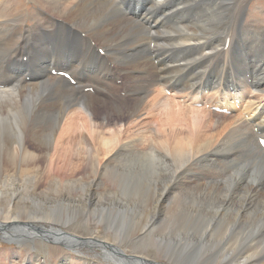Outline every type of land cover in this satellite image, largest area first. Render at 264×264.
Returning a JSON list of instances; mask_svg holds the SVG:
<instances>
[{
	"label": "bare ground",
	"instance_id": "6f19581e",
	"mask_svg": "<svg viewBox=\"0 0 264 264\" xmlns=\"http://www.w3.org/2000/svg\"><path fill=\"white\" fill-rule=\"evenodd\" d=\"M34 1L45 12L41 14V24L35 29L23 27L29 11L22 10L26 6L21 0H0V172L16 166L40 168L43 164H48L55 167L56 172H53L55 176L64 179L70 178L78 171L81 173V166L94 169L92 174L97 177L99 163L106 161L103 166L107 168L109 181L120 185L111 177L113 175L110 162L125 152H141L139 147L144 144L145 139L135 132H129V129H143L144 112L148 110L153 115L155 124L163 128L170 125V136L165 138L163 135L157 143L158 149L154 155L159 158L163 169L161 174L163 181L159 184L160 187L157 184L160 195L158 197L156 195L155 203L151 204L152 216L129 240L137 243L134 244L133 252L142 250L141 246L144 244L146 248L157 247L159 256L165 255L166 258L172 256L173 251L170 250L172 246L174 257L177 259L172 257L168 260L174 264L192 258L199 264H264V149L259 142L260 138L264 139V63L250 64L248 69L250 73L247 71L241 73L242 64L240 61L237 64V59L250 58L252 54L243 53L241 49L240 54L238 48H235L241 42L239 36L229 35L237 31L238 18L241 20L243 16V1L190 0L185 5L182 4L183 0L171 2L127 0L130 12L134 11L132 18L123 9L122 0ZM182 5L185 7L181 8ZM171 8H174V11L164 17L166 22H171L181 14L183 22L169 26L166 24L167 27L162 29L164 18L162 21L157 18L164 16L165 11ZM193 16H200V20H196L195 25H189ZM139 19H143V26L137 22ZM67 25L72 29L68 30ZM109 25L112 30H108ZM229 27L232 28L231 32L228 31ZM168 28L172 29L171 33L162 31ZM150 31L154 33V44L156 38L163 44L155 45V60L159 62L162 59L171 60L170 55H182L188 49L195 53V57L185 60L189 61L186 68L190 72L191 69L195 72L193 82L190 81L188 86L182 89L170 86V90L164 88L165 83L162 81L163 91L160 89L158 78L166 79L168 84L167 76L174 68L171 64L160 66L161 63L154 62L149 46L150 39L148 41ZM175 34L179 37H175L176 43L168 44L167 42H172L171 38ZM73 37L80 41L81 47H85L78 48L85 52L84 56L88 53L96 54L104 63V66L98 69L99 73L89 77L91 76L89 72L92 71L78 61L70 71L77 81L76 85H71L68 79L59 75L57 76L67 81L52 77L50 69L53 62L43 64L41 62L43 55L49 54L48 46L51 45L55 52L59 38L63 39L64 43ZM208 41L215 43L210 52L205 50ZM198 42H204L205 47L197 44ZM187 43L197 45L181 47ZM116 48L122 51L120 53H124L123 57L120 58ZM131 50L134 52H130ZM162 50L165 51L163 53L165 57ZM99 51H103L104 54ZM176 62L178 64L176 67L181 68L178 59L172 61ZM53 64L62 71L59 64ZM214 68L219 69L218 80L212 82L211 78L205 84L206 89H196L195 85L200 83L195 82L197 75L205 76L206 69ZM201 69L204 72H201ZM118 80L122 81L120 85L116 82ZM3 85L9 88L2 89ZM91 87L92 92L85 94L86 89L91 90ZM119 87L124 88L125 95L131 94L130 91L135 93L136 96L131 102L132 108L127 107L122 101L123 98L116 95ZM153 87L159 89L157 96L153 94L155 97L151 99ZM121 92L120 90L118 94ZM249 95L253 98L247 107L250 113H247L243 103L244 97ZM215 98L217 103L212 104L213 107L227 109L230 115L238 111L241 113L231 115L229 119H232V122L230 121L218 136L213 132L208 134V126L204 119L191 108L192 106L200 108L203 105L205 107V104L211 108L212 105L208 101ZM109 101L115 102V106ZM168 101L173 102L179 113ZM162 108L167 110L161 111ZM101 110L104 111L102 115ZM191 114H194L193 118H190ZM113 115H117L118 119L117 122L114 121V125H110V118L112 119ZM184 122L187 125L191 123L187 131L179 126ZM87 123L93 126L85 129ZM105 129H108L109 133ZM232 141L236 145L228 150L227 145ZM29 144L32 145L33 152L30 151ZM238 152H243L244 157L251 160L248 162L249 165L239 166L238 163L241 162ZM220 158L229 159L230 166L223 162L218 163ZM171 162L173 171L168 168ZM202 163H205L211 172L217 164L223 165L222 173H225V177L219 182L202 181L199 177L195 181L186 178L187 175L195 173L193 170L195 166ZM181 166L184 168L181 169ZM227 166L235 169L234 175L226 172ZM50 170L45 173L51 178L53 174ZM90 172L89 170L83 177H89ZM168 175L170 177L165 179ZM181 176L186 178L183 184ZM173 178V183L170 184ZM146 187L144 185V189ZM4 188L5 186L1 185L0 207L2 198L10 199L14 196V191L6 189L4 191ZM176 189L179 191L176 192ZM32 205L37 206L34 201ZM28 209L21 210L25 213L30 211ZM13 210L14 204H11V200H8L5 209L0 208V213L2 211L6 214V217H3L4 221H0V228L9 226L14 229V225L23 220L17 216L16 219L11 218L9 214H12ZM100 214L94 213V221H97ZM81 217L87 218L88 221L81 220L79 223L85 225L93 218L87 214ZM39 219L45 221L51 218L33 215L28 216L26 221L30 225ZM66 222L68 223V220ZM163 223L166 224L162 226ZM158 224V230L161 231L175 227L179 236L177 238L153 236L151 233L157 229ZM189 227L193 229L190 233ZM18 233V237L15 236L17 243L30 242L32 245L35 243L37 235L22 230ZM181 234H184V237ZM76 240H78L76 237L67 235L62 242L65 245H72ZM184 241L192 246L191 249L200 245L216 247L215 250H208L213 261L209 260L210 256L202 257L203 260L198 259V252L192 256L185 254L183 257L186 248L183 247L184 251H179L173 246L182 245ZM85 242L95 243V240L88 239ZM111 248L117 254L120 251V254L127 257V260L112 258L114 262L112 264L124 262L153 264L145 258L128 256L121 250V246Z\"/></svg>",
	"mask_w": 264,
	"mask_h": 264
},
{
	"label": "rangeland",
	"instance_id": "374dc122",
	"mask_svg": "<svg viewBox=\"0 0 264 264\" xmlns=\"http://www.w3.org/2000/svg\"><path fill=\"white\" fill-rule=\"evenodd\" d=\"M21 1L26 6L22 10L27 9L29 11L27 18H26V24L23 23V25H25L23 27L29 26V27L35 29L39 24H41V22H42L41 14H43L45 12L35 3L34 0H21ZM171 1H173V0H167V2H171ZM188 1H190V0H183L182 4L186 5L188 3ZM242 1L244 4L243 16L241 17V20H240V18L237 17L239 22H240V23L237 22V25H236L237 31L235 30L234 33H231L229 35L236 34L237 36H239V41H241V42L239 43V45H237V47H235L236 49L238 48L237 50L240 51V49H241V51L243 53H248V54L251 53L252 54V55L251 54L250 55L253 58L252 57H250V58L242 57V58L237 59V64L239 63V61L242 64L241 73H243L244 71H247V73H250L248 70L250 67V64L252 65V64L256 63L258 65H261L264 63V0H242ZM126 2H127V0H122L121 4L123 5V9L132 18V16H134L133 15L134 11L130 12V9L128 6L129 3H126ZM185 5H182L181 8L182 7L184 8ZM173 11H174V8H171V9L165 11L164 16H160L157 19L162 21L164 17L171 15V13ZM181 15H177V17L173 18L171 20V22L167 21L168 23L166 22V20L164 18L162 25H161L162 29L169 26V24L182 23L183 21H182ZM195 17H196V19H195ZM195 17L193 16L191 18L189 25H191V24L195 25L196 20H200V18H199L200 16H195ZM175 19H177L176 22H175ZM137 22L141 26H143V24H144L143 19H139ZM51 24L56 26L52 22H51ZM166 24H167V26H166ZM67 29L70 30L72 28L69 25H67ZM112 29L113 28L111 27V25H109L108 30H112ZM170 30H172V29H170ZM170 30L168 28V29H164L162 31L164 33H171L172 31H170ZM228 31L231 32L232 28L229 27ZM73 32H75V31H73ZM175 37L179 38L175 34V36L173 38H171L172 42L169 41L167 43L170 45H174V42L176 43ZM241 38H242V40H241ZM149 39H150V45L149 46L152 49V58H153L154 62L157 64L159 61L155 60L156 59V56L154 55L155 45L158 46V45H163V44L161 42H159V39H157V38H156V43L154 44L155 38H154V33L152 31H150L148 34V41H149ZM62 41H63V39H60V38L57 40L58 47H57L55 52H53L51 45L48 46L50 51H49V49H47L49 54L43 55V57L41 59L42 64L45 62H53V63H55V65L59 64L60 69L62 71L69 73L74 80H75V77L70 71H71L72 66L74 67V65L78 64V61L82 62L90 71H92V72H89L91 75L89 77H94L95 73H99L98 69L100 67L104 66L102 59L97 57L96 54L93 55V54L88 53L86 56H84L85 52L79 50L78 48L83 49L85 47H81L80 41H78L74 37L69 38L67 42L65 41L64 43H62ZM71 41H72V43H71ZM197 44H199L200 46H204V42H198ZM197 44L187 43V44L182 45L181 47L189 48V47L195 46ZM214 47H215V43H213L212 41H208V42H206L205 50L207 52H210ZM59 50H60V52H59ZM241 51H240V54H241ZM120 52H122V51L117 49V54L121 58L124 56V53L122 54ZM130 52H134V51L131 50ZM164 52L165 51L162 50V54ZM112 53H114V52H112ZM55 55L57 56V58ZM62 56H64L65 58ZM163 56L165 57L164 54H163ZM193 57H195V53L190 52V49H188V50H185L182 55H180V54H177L175 56L170 55L171 60H169V58H168V60L167 59L160 60V62L158 63V64L161 63L160 66L171 64V67L174 68L169 72V76H167L168 81H169L168 84L166 83V79L163 80L161 78H158V82L160 81L159 82L160 89L162 91H163V88L161 87L162 81L165 83L164 88H167L170 90H171L170 86H175L177 89H182V88L188 86L190 84V81L193 82L192 77L195 74V72H193L192 69L190 72L189 69L186 68L189 61H185L186 59H190ZM177 59L179 61V64L182 65L181 68L176 67L178 65L177 62L172 63V61L175 62V60H177ZM245 59H247V60H245ZM242 60H244V62ZM248 60H249V62H248ZM53 63H51V69L49 66L50 75L54 78L58 77L59 79H63L65 81H67L66 79L61 78L57 75L56 76L52 75V73H51L52 70H54V69L58 70L57 67L54 66ZM89 66H90V68H89ZM201 72H204V70L201 69ZM196 78L197 79L195 82L199 81L200 83L195 85V88L196 89H203V88L206 89L205 84L209 81V79L211 80V78H212V82H214L215 80H218L219 69H215V68H214V70L206 69L205 76H201L200 74H198ZM116 82L118 85H120L119 83H121V80H118ZM69 83L71 85H76L77 81L75 84H72L71 82H69ZM5 88H9V86L3 85L2 89H5ZM158 89H159V87L158 88L153 87V92L151 93L152 96L150 94L151 99H153L152 97L157 96ZM92 90H93V88L91 90H90V88L86 89L85 94H87V92H92ZM120 90L122 92L119 95L118 92ZM123 90H124V88L119 87V89H117L116 95L119 96L120 98H123L122 101L124 102V104L127 107L132 108L131 102L134 100V96H136V95H135V93H133L131 91H130L131 94L125 95ZM175 92H176V89H175ZM125 96H127L126 99H125ZM168 96H170V95H168ZM244 98L246 100L244 99L243 107L246 108L247 113H250L247 107H248L250 101L252 100L253 96L249 95L248 97L245 96ZM247 98H248V100H247ZM216 100L217 99L215 98V100L213 99V100L208 101V102L211 103V105L212 104L215 105V102L217 103ZM116 101L117 100H115V102ZM109 102L111 105L115 106V102H113V103L111 101H109ZM168 102H169V105L171 107H173V108L176 107L173 104V102H171V101H168ZM245 102H247V103H245ZM246 104H247V106H246ZM207 105L208 104H205V107ZM213 105L211 108H213ZM239 105H241V104L239 103ZM203 106H201L200 108L196 107V106L195 107L192 106L191 108H193L192 110L195 109L198 112L197 114L198 115L200 114L199 117H202L204 119V123L208 126L207 127L208 134L213 132L216 136H218L219 132H223L225 127L230 123V121L232 122V119H229V118H231V115H227L228 113H221L219 111L216 112L213 109L202 108ZM208 107H209V105H208ZM198 109H199V111H198ZM163 110L165 111L167 109L162 108L161 111H163ZM174 110L176 111L177 107ZM176 112H178V111H176ZM238 112H234V115L241 114L240 111H238ZM103 113H104V111L101 110L100 115H102ZM148 113L151 115L150 111H148V110L144 112L143 121L144 120L145 121H144V124H142V126H144V128L142 127L143 129H141V130H140V128L137 130L129 129V132H135L136 135H141L140 137H142L143 140L145 139L144 144L141 145V147H139L141 152H138V151L137 152H125L123 154H120L121 156L119 155L114 160H112L113 162L112 161L110 162L111 163L110 170H111V174L113 175L111 177L113 178L114 181H116V182L118 181L120 183V185H117L116 183L112 184V181H109V176L107 175V173H108L107 168H105L103 166V165H105V163H107L106 161H104V163L102 162L101 164L99 163V166H98L99 174L97 177L95 176L96 178L92 174L93 173L92 171L94 169H91L90 167H83V166H81V168H80L81 173H79V171H78V172H76L75 175L71 176L68 179H64V177L55 176L53 174V172L54 173L56 172L55 167L54 166L53 167L48 166V164H43V167H40V168H33L32 166H30V167L16 166L15 168L14 167L8 168L7 170L3 169L0 172V174H1L0 175V187H1V185H4L5 186L4 191H6V190L10 191V192L14 191L13 198H10V199L9 198H7V199L2 198L0 208L5 209V207L8 203V200H11V204L12 205L14 204V210H13L12 214H9V216L11 218H15V219H16V216H17V218L22 217V219H23L22 221L17 223V224H20L19 226L14 225V231H12L11 233L8 231H5V228H0V264H112V263H114L112 261V258H114L115 260H123V259L127 260V257H125V255L120 254L119 250H118L119 254H117L116 251L111 248V246H114V247L121 246V250H123L125 252V254H127L128 256L145 258V259H147V261L153 262V264H158V263L159 264H174V263H170V261L168 260L172 257L174 259H177L176 257H174V253H173L174 250L172 249V246L170 243H169V247L171 246L170 250L173 251L171 253L172 256H167L168 258L167 257L165 258V255L163 257L159 256V249H157V247L153 246V247H147L146 248L144 246V244L141 246L142 250H138L137 252H133V249L135 248V245H137V243H135L134 241L133 242L129 241L132 236H135V234L140 229L143 228V226L145 225V223L149 219V217L152 216L150 213V212L153 213V207L151 206V204L155 203L156 197H158V195H160V192H159L160 185L159 184L161 183V181H163V180H161L162 179L161 174H163L162 173L163 169L161 167V163H160L159 158L154 154H156V150L158 149L157 143L162 138V136L165 135V138H166V136H170L169 135V126L170 125H167L166 128L160 127L159 125L155 124V122L153 121V115L150 116ZM234 115H232V116H234ZM109 117H111V116L109 115ZM193 117H194V114H191L190 118H193ZM117 119H118L117 115H113L112 119L110 118V122H111L110 125H114L115 122H117ZM127 120L128 119H125V121H127ZM96 121H98V120H96ZM124 123H127V122H124ZM145 123H146V125H145ZM170 123H171V121H170ZM119 124H121V122H119ZM189 125L191 126V123H189ZM189 125H187V123H185V122L181 123V125L179 124L180 127H182V128L184 127L183 129L185 131H187L189 129V127H190ZM91 126H93V125L92 124L90 125L89 123H87L85 126V129H88ZM108 129H109V127H108ZM108 129H105L107 131V133H109V130H110V129L109 130ZM84 132H86V130H84ZM144 135H146V136H144ZM88 136H89V134H88ZM85 137H86V135H85ZM235 145H236L235 142H233V141L229 142L227 145V149L228 150L233 149L235 147ZM30 147H31L30 151L33 152L32 145H30ZM150 153H152V154H150ZM238 153L240 154V155L239 154H237V155H238L239 160L241 162V163H238V164H240L239 166L244 167L245 165H249L248 162H251V160H247L244 157L243 152H238ZM150 155H151V157H150ZM168 162H170V158L168 159ZM221 162H223L224 164H227V165H229L231 163L229 159H224V158H220L218 163H221ZM220 165L217 164L214 168V171L211 172V169H209L205 163L198 164L193 169L195 171V173L192 170V172L194 174L187 175L186 178H189V179L192 178V181L193 180L195 181V179L197 177H199L202 181L219 182L225 177V173L224 174L222 173L224 171V166L223 165L220 166ZM184 167H185V165H184ZM184 167H182L181 169H183ZM168 168L171 171H173V163L172 162L169 164ZM226 168L228 169V171H226V172H229L231 175H234L235 169H231V167H228V166ZM48 169H51L50 171L53 174V176L51 178H50V175L48 176V174L45 173V172H47ZM89 170L91 171L90 172L91 176L88 175L89 177H87V176L83 177L85 175V173L89 172ZM114 170H115V173L113 174ZM44 174L46 176H44ZM169 177H170V175L166 176L165 179H167ZM181 178H183V179H181V184L186 182V178L184 179V177H182V176H181ZM79 179H82V180H79ZM173 180H174V178L172 180H170L171 182L169 181L170 184L173 183ZM157 184L159 186L158 188H157ZM80 185H81V187L79 188ZM144 185H146L148 188L146 187V189H144ZM0 191H2V190H0ZM178 191L179 190H177L176 192H178ZM5 193L8 194V192H5ZM26 195H27V197H26ZM33 196H34V198H33ZM35 198H36V200H35ZM33 201L37 204V206L32 205ZM18 202L19 203L21 202V203L19 204ZM22 208H27V209L29 208L28 210H30V211L24 213L21 210ZM119 208H121V209H119ZM33 212H34V214H33ZM94 213H96V214L101 213L99 215L100 217L97 219V221H94V217H93ZM85 214H87L88 216H92L93 217L92 221L86 225L85 224H79V223H81L80 222L81 220H83L84 222L88 221L87 218L85 219V217H87V216H85L84 218L81 217ZM33 215H34V217H39V216L42 217L45 215V217H48V219L51 218L50 220H45V221L41 220V219H39L38 221H34L31 223V224H34V226L46 227V229H49V230L52 229L53 232H61V233L65 234V236L73 235V236L80 237L82 239H78V240H76V242L73 241L72 245H65L64 246V245H59V244H53L50 242L48 243L45 240L41 239V237H42L41 235L39 236L36 233H32L30 231H27V232H30L32 235H37L35 237V239H36L35 243L33 244L34 246H32L30 244V242L23 243V244L17 243L15 236L18 237L17 236L19 234L18 231H20V230H15V229L22 228L21 227L22 224L24 226H28L29 224L26 221V218L28 216H33ZM23 216H25V217H23ZM3 217H6V214L2 213V211H1V213H0V221L1 222L4 221ZM67 220H68V223L66 222ZM49 221H52V222H49ZM99 221H101V222L97 223ZM15 222H17V221H15ZM159 224H158L157 229L151 233L153 236H155V237L167 236L170 238H177L179 236L175 227H171L169 229H162V231H161V230H158ZM165 224L166 223H163L162 226ZM210 227H211V225H210ZM191 230L193 231V229L191 227H189L188 228L189 233L191 232ZM22 231H26V230H22ZM166 231H168L169 233ZM64 232H66L67 234ZM181 232H183V230ZM116 234H117V236H116ZM176 234H178V235H176ZM181 236L184 237V234L183 235L181 234ZM55 237L58 239L59 236H55ZM1 239L5 240V241L14 240V243H12V244L6 243V242L1 241ZM88 239H94L95 243L85 242V241H88ZM57 241H59V239ZM62 243H64V242H62ZM182 243H183L182 245H174L173 248H176L179 251H184L183 247L186 248V250L183 252V257L185 256V254L187 256H192L194 253L198 252L197 253L198 259L200 258L201 260H203L202 257L207 258V256H210L209 260L211 262L213 261L211 255L208 253L209 252L208 250H211V249L215 250L216 247L210 248V247H206L205 245H200L201 247L198 246L195 249H191L192 246L189 245V243H187L186 241H184ZM180 247H182V248H180ZM116 250H117V248H116ZM171 260H173V259H171ZM107 261L110 263H107ZM184 262L180 261V264H199V262L193 258L188 260V261L186 259H184ZM123 264H131V263L124 262ZM134 264H138V263L134 262Z\"/></svg>",
	"mask_w": 264,
	"mask_h": 264
},
{
	"label": "water",
	"instance_id": "95a60500",
	"mask_svg": "<svg viewBox=\"0 0 264 264\" xmlns=\"http://www.w3.org/2000/svg\"><path fill=\"white\" fill-rule=\"evenodd\" d=\"M20 224H18V226H19ZM21 227L22 228H19V229H17V230H26V231H30V232H32V233H36V234H38V235H41V236H43V237H41V239H43V240H45L46 242H50V243H53V244H59V245H64L65 246V244H63L62 243V240L64 239V238H66V236L63 234V233H61V232H53L52 231V229H46V227H42V226H34V225H32V224H30V225H28V226H24V225H21ZM46 229V230H45ZM5 231H8V232H12V231H14V229L13 228H11V227H9V226H7L6 228H5ZM64 233H66V232H64ZM53 236H59L58 237V239H60L59 241H57L56 239V237H53ZM71 236H73V235H71ZM73 237H76L77 239H82V238H80V237H77V236H73ZM50 240V241H49ZM1 241H3V242H6V243H10V244H12V243H14V240H12V241H5V240H2L1 239ZM32 245V244H31ZM32 246H34V245H32Z\"/></svg>",
	"mask_w": 264,
	"mask_h": 264
},
{
	"label": "snow or ice",
	"instance_id": "6c2138e0",
	"mask_svg": "<svg viewBox=\"0 0 264 264\" xmlns=\"http://www.w3.org/2000/svg\"><path fill=\"white\" fill-rule=\"evenodd\" d=\"M261 143H264V141H261Z\"/></svg>",
	"mask_w": 264,
	"mask_h": 264
}]
</instances>
